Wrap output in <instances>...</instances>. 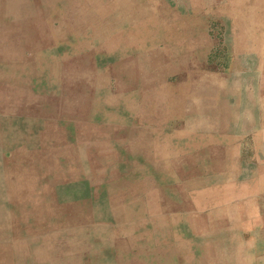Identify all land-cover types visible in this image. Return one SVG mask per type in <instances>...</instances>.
<instances>
[{"label": "rangeland", "instance_id": "1", "mask_svg": "<svg viewBox=\"0 0 264 264\" xmlns=\"http://www.w3.org/2000/svg\"><path fill=\"white\" fill-rule=\"evenodd\" d=\"M262 180L264 0H0V264H264Z\"/></svg>", "mask_w": 264, "mask_h": 264}, {"label": "crops", "instance_id": "2", "mask_svg": "<svg viewBox=\"0 0 264 264\" xmlns=\"http://www.w3.org/2000/svg\"><path fill=\"white\" fill-rule=\"evenodd\" d=\"M262 185H259V186H255V187H252L253 188V193H263L264 192V180H262L261 182ZM251 188V187H250ZM262 188V189H261ZM261 189V190H260ZM250 190V189H249ZM263 219V218H262ZM260 223H259V226H262V223L264 222L263 220H259ZM264 227V226H263ZM264 229V228H263ZM263 229L261 230V232H263Z\"/></svg>", "mask_w": 264, "mask_h": 264}]
</instances>
